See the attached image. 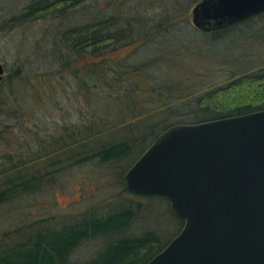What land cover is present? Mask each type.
Listing matches in <instances>:
<instances>
[{
  "label": "rangeland",
  "instance_id": "rangeland-1",
  "mask_svg": "<svg viewBox=\"0 0 264 264\" xmlns=\"http://www.w3.org/2000/svg\"><path fill=\"white\" fill-rule=\"evenodd\" d=\"M28 2L0 0V61L8 73L0 99V157L12 153L16 158L0 162V192L5 189L2 184L4 182L6 185L9 176L13 179L14 175L20 177L25 172L35 170L16 168V174L9 173L14 172L13 165L22 166L20 160L34 159L42 154V150L34 146L39 139H47L48 135L56 136L60 131L63 133L65 128H77L83 114L89 115L94 111L93 105L96 113L111 114L115 110L99 94L90 101L78 97L75 71H68L66 65L62 67L60 50L64 46L57 34L62 39V31L74 24H82L90 13L98 19L106 17L111 9H115L125 13L131 21L142 20L144 25L152 27L166 20L162 15L163 8L169 7L173 14L177 12L175 9L182 13L188 11L187 16L171 21L172 25L165 26L161 34L137 47L128 57L127 60L133 64L141 65V62L148 61L144 66V75L151 85L165 81L167 75H176L173 68H177V62L194 69L198 76L195 79L200 78L199 87L223 83L231 69L251 70L257 69L259 65L264 66V17L229 29L213 41L191 22L193 0H95L90 1L92 5L81 8L80 12L79 9L71 12L64 20L52 17L39 22L32 21L12 30L9 20L18 17L21 8ZM169 2L172 5H166ZM171 16L175 19L174 15ZM150 27L147 30L151 31ZM144 31L138 36L136 34L138 40L140 35H145ZM247 35L248 43L244 41ZM175 51L178 57L173 62L163 61L166 54L169 58L175 56ZM208 56H214L215 61H207ZM73 65L74 61L70 60L68 68ZM180 67L177 71L181 74ZM92 81L98 84L97 79ZM102 87L106 91L112 90L106 84H102ZM136 100L139 101L135 104L138 109L149 106L151 101L142 97ZM99 125L101 122L96 123V128ZM119 132L123 134L118 130L107 133V136L109 139L115 138ZM27 143L32 144L31 149ZM75 153V160L64 161V165L58 164L63 168L50 169L56 171L52 183L0 205V243L4 241L2 245H15L14 251H10L9 246H0V254H6L12 261L14 259V264L23 263L24 257L17 250L20 243H36L44 237L47 238L44 242H50L52 238L48 235L54 237V232L63 228L67 221L93 210L103 214L117 213L119 206L123 205L124 200L115 199L120 167L85 161L81 150ZM11 183H15L14 180ZM148 204L156 213L138 220L129 234L157 231L164 242L169 241L179 230L178 222L174 217L167 220L164 213L168 207L160 198H153ZM105 246L102 240L83 243L75 250L73 260L87 262Z\"/></svg>",
  "mask_w": 264,
  "mask_h": 264
},
{
  "label": "trees",
  "instance_id": "trees-1",
  "mask_svg": "<svg viewBox=\"0 0 264 264\" xmlns=\"http://www.w3.org/2000/svg\"><path fill=\"white\" fill-rule=\"evenodd\" d=\"M90 1L95 0H29L27 5L22 7L25 9L26 18H19L20 13L18 19H13L14 22L17 19V25L52 17L64 20L71 12L77 9L80 12L81 8L92 5ZM87 2L89 4L86 5ZM169 3L166 5H172ZM168 8L162 9L166 20L152 27L144 25L142 20L131 21L125 13L111 9L104 18L96 19L90 13L89 18L82 24H74L62 31V39L61 35L57 34V37L63 40L64 46L60 50L62 67L65 68L66 65L68 71H75L78 97L90 101L99 94L107 99L115 110L111 114L96 113L93 105L94 111L89 115L83 114L77 128H65L63 133L60 131L56 136L48 135L47 140L46 137L39 139L34 146L38 148L43 140V149L41 155L31 160V169H35L32 170L31 180L19 175L17 183L7 182L5 189L0 192V205L10 202L13 197L52 183L56 171L52 172L50 169L63 168L58 164L64 165V161L75 160V152L78 150H81V155H85V161L92 160L102 166L120 167L115 199L124 201L117 213L103 214L93 210L67 221L63 228L54 232V237L48 235L52 238L50 242H44L47 239L44 237L36 243H20L17 250L19 255L24 257L21 264H146L180 233L184 221L173 213L166 198L142 197L127 191L123 183L125 174L159 136L174 126L200 124L264 110L263 65L251 70L231 69L223 83L199 87L200 78L195 79L198 76L194 69L183 66L180 62L177 63L181 66V74L177 71L178 66L174 67L176 75H167L165 81L151 85L144 75V66L148 61L138 65L127 60L137 47L153 40L161 34L162 29H166L165 26L172 25L171 21L188 15V11L182 13L178 9H175L177 12L173 14ZM171 15H174L175 19ZM148 27L151 31L147 30ZM141 30H145V35H140L138 40L137 36L142 33ZM223 32L225 31L204 34L209 40L215 41ZM248 37L249 35L244 38L246 43ZM174 55L169 58L166 54L162 59L173 62L174 58L178 57L177 51ZM215 59L214 56L207 57L210 62ZM70 60L74 61V65L68 68ZM93 79H97L98 84L92 81ZM102 84L112 90L106 91L101 88ZM138 97L151 100L150 105L143 109L136 108ZM97 122H101V125L96 128ZM118 130L123 132V136L119 132L115 138L109 139L107 133ZM25 164L24 162L16 168H26ZM40 165L42 166L39 167ZM153 198H160L168 207L164 213L166 215L157 214L167 216V220L174 217L179 224L178 232L167 242L162 240L157 231H145L140 235L129 234L131 227L138 220H144L156 213L151 204H148ZM96 240L106 243L97 256L84 263L73 260L76 249L83 243ZM3 242L1 241L0 246H9L10 251H14L15 245H2ZM13 262L14 259L12 261L6 254H0V264H14Z\"/></svg>",
  "mask_w": 264,
  "mask_h": 264
},
{
  "label": "water",
  "instance_id": "water-1",
  "mask_svg": "<svg viewBox=\"0 0 264 264\" xmlns=\"http://www.w3.org/2000/svg\"><path fill=\"white\" fill-rule=\"evenodd\" d=\"M262 11L264 0H210L193 9L192 24L209 33ZM123 183L166 198L184 221L146 264H264V110L168 129Z\"/></svg>",
  "mask_w": 264,
  "mask_h": 264
},
{
  "label": "flooded vegetation",
  "instance_id": "flooded-vegetation-1",
  "mask_svg": "<svg viewBox=\"0 0 264 264\" xmlns=\"http://www.w3.org/2000/svg\"><path fill=\"white\" fill-rule=\"evenodd\" d=\"M205 1H210V0H193V3H192V8H191V17H192V19H191V22H192V20H193V9L197 6V5H199V4H201L202 2H205ZM24 12H25V9L24 8H21V10H20V12H19V18H22V16H24L25 18H26V16H25V14H24ZM259 17H264V11H262L261 13H259V14H256V15H253V16H250V17H248V18H246V19H244V20H242V21H239V22H237V23H234V24H232V25H229V26H226V27H224V28H222V29H220V30H217V31H227V30H229V29H235V28H237L239 25H242V24H247V23H250V22H252L253 20H255V19H257V18H259ZM15 18H17V17H15ZM18 19V18H17ZM16 19V20H17ZM16 22V21H15ZM14 22V19L13 18H11L10 19V26H12L11 28H12V30H14V29H17L18 27H21V26H24L25 24H21V25H17L16 23ZM29 22H26V24H28ZM196 29H198V28H196ZM217 31H212V32H209V33H214V32H217ZM204 33H208V32H204ZM0 63H2L1 61H0ZM2 65H3V69H4V72H3V74L2 75H0V77H1V80H0V99H1V96H2V92H3V90H4V84H5V82H6V80H7V78H8V73H7V69H6V67H5V65L2 63ZM45 140H47V139H45ZM43 142V140L41 141V145L43 144L42 143ZM41 145H39V149L38 150H42L43 148L41 147ZM31 146H32V144H28L27 143V147L28 148H30L31 149ZM32 150H30V152H31ZM28 152H29V150H28ZM16 160V158H15V156H13L12 155V153L11 154H9V155H6V156H1L0 157V162H2V161H11V160ZM32 159H29V160H24V161H22V160H20V163L22 164V163H26L25 164V167L26 168H31V165H32V161H31ZM14 166V172H9L10 174H16V165H13ZM24 178L26 179V180H31V178H32V170L31 171H28V172H25V174H24ZM14 180V182H16L17 180H18V176L17 175H14V178L13 179H11V177L9 176L8 177V179L6 180V183L8 182H12ZM4 186H5V183L3 182V184H2V188L4 189Z\"/></svg>",
  "mask_w": 264,
  "mask_h": 264
}]
</instances>
